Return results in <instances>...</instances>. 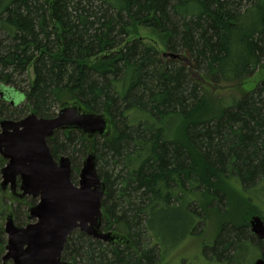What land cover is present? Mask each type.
Listing matches in <instances>:
<instances>
[{"label":"trees","instance_id":"trees-1","mask_svg":"<svg viewBox=\"0 0 264 264\" xmlns=\"http://www.w3.org/2000/svg\"><path fill=\"white\" fill-rule=\"evenodd\" d=\"M136 26L182 59L130 37ZM0 90L20 99L0 97V118H49L66 102L109 119L108 136L69 129L47 139L72 165L94 152L101 227L122 238L76 229L65 264H160L210 211L228 213L229 183L264 186V0H0ZM16 201L18 211L37 200ZM10 207L0 194V264ZM246 248L264 256L246 224L226 220L209 252L230 262Z\"/></svg>","mask_w":264,"mask_h":264},{"label":"water","instance_id":"water-1","mask_svg":"<svg viewBox=\"0 0 264 264\" xmlns=\"http://www.w3.org/2000/svg\"><path fill=\"white\" fill-rule=\"evenodd\" d=\"M162 56L182 59L178 53ZM0 97L6 98L0 90ZM8 99V98H6ZM19 99V98H18ZM13 105L16 100L8 99ZM20 101V100H19ZM74 129L88 138L108 136L109 119L104 113L82 108L78 103H62L55 116L45 118L35 113L13 120L0 118V190L9 186L10 194L23 199L35 198L27 208V222L16 225L12 212L5 215V252L1 264H65L61 259L68 235L78 229L86 235L114 243L122 238L102 229V204L105 183L96 168V157L88 151L82 159L78 180L71 177L72 162L66 155L53 157L47 139L55 131ZM250 230L264 240V221L254 214ZM253 264H264L258 258Z\"/></svg>","mask_w":264,"mask_h":264},{"label":"rangeland","instance_id":"rangeland-1","mask_svg":"<svg viewBox=\"0 0 264 264\" xmlns=\"http://www.w3.org/2000/svg\"><path fill=\"white\" fill-rule=\"evenodd\" d=\"M129 36L141 38L146 45L154 47L160 52L167 51L164 45L163 36L152 28H145L142 26L132 27ZM255 80L256 78H253L252 82ZM250 85V82H246L243 85V88H249ZM19 100L20 99H16V102ZM82 159L83 158L78 159L80 161L79 164L72 165L71 177L74 183L78 180V173ZM4 163V160H0V168ZM229 188L231 202L226 208L229 209L227 211L228 213H222L216 210L210 211L206 223L204 225L201 224V226H199L200 228L196 230L194 234L185 238L178 248L169 252L167 258L160 264H252L255 256L252 253H249L247 248L246 250L241 249L235 252L230 262L225 259H217L211 252H209L210 245L215 239L220 222L222 223L223 221L230 220V222L236 225L240 223L248 226L249 218L253 214H258L264 220V186L257 188L255 191H244L237 182H232L231 184L229 183ZM0 194L5 197L7 204L11 205V207L6 210L5 215L8 212H12L13 217L16 216L15 212L27 215L28 212L26 207L24 209L23 206H21L18 211L13 210V206L18 202L16 201L17 198L10 194L9 186L4 191L0 190ZM5 215H3L1 219L2 228L5 223ZM103 230L112 231L108 227L105 229L103 228ZM3 234L6 242V234ZM206 246H209V248H206ZM4 252L5 250L3 253ZM8 264L11 263L9 262Z\"/></svg>","mask_w":264,"mask_h":264},{"label":"flooded vegetation","instance_id":"flooded-vegetation-1","mask_svg":"<svg viewBox=\"0 0 264 264\" xmlns=\"http://www.w3.org/2000/svg\"><path fill=\"white\" fill-rule=\"evenodd\" d=\"M254 215V214H253ZM251 217V216H250ZM261 217V216H260ZM262 218V217H261ZM264 221V220H263ZM248 228H249V231H250V233L253 235V236H255L252 232H251V230H250V224L248 225ZM256 237V236H255ZM257 238V237H256ZM257 239H259V238H257ZM259 240H261V241H263L264 242V240H262V239H259ZM118 241H115L114 243H112V244H115V243H117ZM120 242V241H119ZM258 258H264V256H262V255H257L255 258H254V260H253V262H252V264L254 263V261L256 260V259H258Z\"/></svg>","mask_w":264,"mask_h":264}]
</instances>
